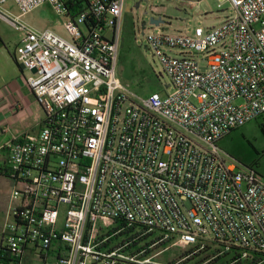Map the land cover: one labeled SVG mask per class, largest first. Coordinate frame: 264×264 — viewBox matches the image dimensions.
<instances>
[{
    "label": "built area",
    "instance_id": "obj_1",
    "mask_svg": "<svg viewBox=\"0 0 264 264\" xmlns=\"http://www.w3.org/2000/svg\"><path fill=\"white\" fill-rule=\"evenodd\" d=\"M69 1L0 0L44 112L37 132L0 147V264H208L230 251L228 264H263L264 182L217 143L264 117V0H228L231 15L191 34L148 35L173 91L147 96L118 71L126 0H82L75 16ZM8 2L19 15L1 12ZM46 3L69 38L22 21ZM173 247L179 260H159Z\"/></svg>",
    "mask_w": 264,
    "mask_h": 264
},
{
    "label": "rangeland",
    "instance_id": "obj_2",
    "mask_svg": "<svg viewBox=\"0 0 264 264\" xmlns=\"http://www.w3.org/2000/svg\"><path fill=\"white\" fill-rule=\"evenodd\" d=\"M1 12L9 14L11 17L20 14V11L13 2L4 4ZM232 13L233 8L228 0H126L124 12L125 25L123 24V29L127 28L133 31L128 52V62L129 64L132 63V66L140 68L139 70L143 72L142 74H151L157 79L155 84L146 85L141 92L137 93L147 96L157 89L161 95L173 91L168 87L169 79L163 73L158 60L152 58L151 52L145 48L146 37L148 35L156 33L159 30L170 34H191L196 27L208 28L216 26L221 19ZM150 18L162 19L163 23L159 26L151 25ZM64 20V16L57 14L54 7L48 3L22 17L24 23L38 30L50 29L65 38H69L62 25ZM23 37L24 33L22 31L17 30L11 23L0 17V74L3 76L8 69L11 72L7 76L9 81L11 77L14 78V73L18 76L23 73L27 74V72H24L20 68L19 64H15L10 60L11 55L14 54L16 47L21 43ZM168 52L173 56H182L181 51L178 49H172ZM193 57L196 60L202 58L195 55ZM200 66L202 71H205L206 68L203 61L200 62ZM122 67L119 61V75ZM19 89L20 93H25L26 88L22 90L19 87ZM30 99L33 100L32 97ZM35 107L37 108L36 104L28 110H23L24 112L22 113L19 110L15 112L14 117L8 122H0V145L8 143L18 134L19 128L20 130L31 128L34 123ZM263 123L264 117L256 119L232 131L229 135L218 141L217 146L229 162L235 163L241 168H253L264 182ZM5 127L9 129L7 132L3 131ZM30 133L32 134L33 132L31 131ZM4 160V156L0 153V231L7 220V208L11 193V182L4 176H1ZM216 247V245L212 246V248ZM185 251V249L170 248L159 260L163 262L166 260H179V257L184 255ZM205 255L207 254H202V256ZM194 262V260H191L186 264H193Z\"/></svg>",
    "mask_w": 264,
    "mask_h": 264
},
{
    "label": "crops",
    "instance_id": "obj_3",
    "mask_svg": "<svg viewBox=\"0 0 264 264\" xmlns=\"http://www.w3.org/2000/svg\"><path fill=\"white\" fill-rule=\"evenodd\" d=\"M124 12H125V10H124ZM222 20L223 19H221L218 22V24ZM123 24H124V17H123L122 25H121V33H122V29H123ZM120 51H121V49H120ZM13 56H14V54L11 55L10 60H12L15 64H18L15 61ZM7 67H9V66L7 65ZM10 73L11 72H9L7 69L6 73L3 76L0 74V81H1V84H0V122H2V121L8 122L9 120H11L14 117L15 112H17V110L15 108L17 104H18V107L21 108L20 109L21 113L24 112L26 109L28 110L31 106H34L36 104L37 108L35 107V113L33 116L34 117V123L31 126V128H29L31 130H29V129L20 130V128H19L18 134H16L14 137L19 136V135L24 134V133H30L31 131L33 133H35L39 130V125H40V122H41V120L43 118V114H44L43 109H42V107H40L36 103L33 94L31 93L30 89L26 85L25 80H24L25 74L23 73V74H21L22 76L21 75L18 76L16 73H14V75H15L14 78L11 77V79L9 81L8 80L9 78L7 76ZM19 87L22 90L26 88L25 93L24 92L20 93ZM31 97L33 98V100L30 99ZM5 128H3V130ZM1 146L2 145H0V147ZM1 176H3L2 173H1Z\"/></svg>",
    "mask_w": 264,
    "mask_h": 264
},
{
    "label": "trees",
    "instance_id": "obj_4",
    "mask_svg": "<svg viewBox=\"0 0 264 264\" xmlns=\"http://www.w3.org/2000/svg\"><path fill=\"white\" fill-rule=\"evenodd\" d=\"M68 5L71 9L72 16L77 15L80 11L85 9L84 1L82 0H74V2L69 1ZM132 32L133 31H131V29H127V28L125 30L123 29V39L121 44V55H120V65L123 67L122 69H120V77L122 81L124 83L129 84L132 87V89H134V91L141 92L144 86L155 84L157 82V79L151 74H142L143 72L139 70L140 68L138 67L136 68L132 66V63L129 64L128 52L132 41L131 40ZM156 91H158V89ZM262 130L264 132V123L262 124ZM1 173L5 174L4 169H1ZM236 257H237V253L234 251H230V252H226L222 257H219L209 262L208 264H228ZM208 258L209 255L199 259L197 263L206 261ZM256 261H257V257L251 259L247 263L238 262L236 264H253Z\"/></svg>",
    "mask_w": 264,
    "mask_h": 264
},
{
    "label": "water",
    "instance_id": "obj_5",
    "mask_svg": "<svg viewBox=\"0 0 264 264\" xmlns=\"http://www.w3.org/2000/svg\"><path fill=\"white\" fill-rule=\"evenodd\" d=\"M163 23V20L162 19H154V18H150V24L151 25H154V26H159L160 24ZM21 69L23 70V67L20 66ZM33 72H35V70H33Z\"/></svg>",
    "mask_w": 264,
    "mask_h": 264
}]
</instances>
